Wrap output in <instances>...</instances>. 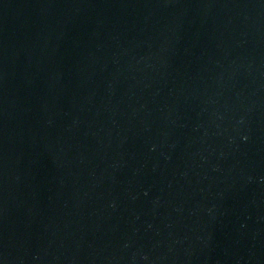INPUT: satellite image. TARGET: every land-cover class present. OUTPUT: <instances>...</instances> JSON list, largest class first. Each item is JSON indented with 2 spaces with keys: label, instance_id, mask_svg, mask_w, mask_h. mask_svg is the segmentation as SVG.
Listing matches in <instances>:
<instances>
[{
  "label": "water",
  "instance_id": "1",
  "mask_svg": "<svg viewBox=\"0 0 264 264\" xmlns=\"http://www.w3.org/2000/svg\"><path fill=\"white\" fill-rule=\"evenodd\" d=\"M0 264H264V0H0Z\"/></svg>",
  "mask_w": 264,
  "mask_h": 264
}]
</instances>
